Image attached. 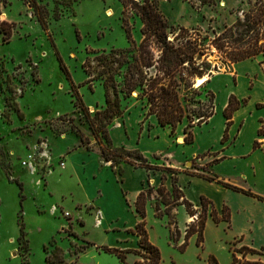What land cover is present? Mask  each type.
<instances>
[{
  "label": "rangeland",
  "instance_id": "obj_1",
  "mask_svg": "<svg viewBox=\"0 0 264 264\" xmlns=\"http://www.w3.org/2000/svg\"><path fill=\"white\" fill-rule=\"evenodd\" d=\"M0 1V264H48L46 257L57 246L62 249L63 262L59 264L74 261L80 264H134L138 259L134 252H128L126 260L122 261L116 254L103 249L104 246L127 249L129 242L117 246L107 242L102 228L105 214L97 203L98 196L89 202L74 201L73 197L76 200L83 197L76 177H64L60 171L65 168L71 153L79 149L99 153L103 165L108 162L102 156L100 141L80 104L82 101L91 116L106 107V87L112 82L113 63L111 58L103 62L101 58L117 55L120 60H129L136 53L143 39V22L133 1L143 3V0H127L128 6L121 0ZM157 2L162 13L176 27L175 33L179 32L178 26L195 23L201 16L198 11L202 7L206 6L205 10L212 14L206 18L209 28L199 25L188 28L193 39L206 45L204 53L196 57L199 62L206 60L211 64L213 74L206 88H215L217 116L209 124L195 128L200 143L190 146L187 151L179 148L175 155L178 160L192 155L194 150L201 152L184 160L181 169L196 176L218 173L211 162L220 156L222 147L216 133L221 121L225 120L222 119V108L230 89L225 77L232 75L235 82L239 77L238 92L243 94L247 90L246 72L251 73L255 66L251 60L241 65L233 62L213 40L236 22V18L243 16L250 7L249 0H213L212 4L202 0ZM3 21L6 24L2 26ZM2 27L11 33L6 35ZM170 38H174L173 33ZM254 59L264 67V53ZM63 66L78 95L74 94ZM125 70L126 66H120L116 72L118 82L123 79ZM110 90L115 96L113 87ZM119 96L124 113L115 117L108 128L118 139L122 138L126 121L139 129L146 113L144 102L137 98V91L131 97H124L123 93ZM248 112L246 107L244 113ZM148 122L151 123L146 120L143 125L146 127ZM255 123L253 118L250 129ZM184 126L180 125L173 135L178 144L184 143L185 138L180 140L181 136H186L182 131ZM74 127L89 139L90 148L82 143ZM137 141L133 140L131 147L114 144L140 150ZM258 141L264 144V135ZM158 142L161 148H168L166 139ZM148 157L152 167L166 171L168 161L164 153ZM124 163L137 166L136 162ZM235 167L230 162L223 164L218 174L231 177L225 181L264 199L263 179L253 185L246 177L238 175ZM237 167L245 168V165ZM17 181L22 183V192ZM157 198L161 211L166 210L161 201L163 196L155 191L146 206V229L150 240L161 251L163 264H207L210 255H214L219 264H234V255L235 264L264 263V249L255 246L249 237L244 240L234 237L229 221L216 223L213 220L210 214L213 204L207 206L203 242L199 244L198 236L194 234L182 248L189 227L200 220L201 206L194 215L182 204L172 207L171 216L158 217ZM126 200L128 208L135 211L137 200L128 194ZM193 209L197 208L193 206ZM219 214H223V208ZM136 215L139 222L141 216L137 210ZM256 242L264 245V233L256 237ZM243 245L257 247L261 253H252L249 249L234 251Z\"/></svg>",
  "mask_w": 264,
  "mask_h": 264
},
{
  "label": "trees",
  "instance_id": "obj_2",
  "mask_svg": "<svg viewBox=\"0 0 264 264\" xmlns=\"http://www.w3.org/2000/svg\"><path fill=\"white\" fill-rule=\"evenodd\" d=\"M121 1L125 6H128L127 0ZM202 2L212 4L213 0H202ZM248 3L250 7L244 11L243 16H239L236 22L227 26L213 40V43L217 44L220 50L226 51L230 55L233 62L255 58L264 53V0H249ZM133 5L143 22V39L137 46L136 53L129 60L126 58L120 60L117 55L102 57V62L105 59L111 58L113 63L111 65L112 82L106 87V107L91 116L82 101L80 104L96 138L100 141L102 156L113 165H118L119 173H122L121 164L123 162H136L137 166L147 169L154 168L150 165L148 157L141 150H129L123 146H116L114 144L108 128L115 117H121L124 113L119 93H123L124 97H131L133 92L137 91V98L144 102V109H146L144 120L148 119L151 115H155L159 125L170 128L171 135H175L180 125H185L184 133L187 143H193L195 140L194 128L197 125L208 122L215 114L216 95L214 91L206 88V84L210 82V79H207L198 87L195 86V79L197 77H203L206 73L209 74L208 76L213 74L210 70L211 64L206 60L199 62V59L196 57L197 54L201 55L204 53L206 45L200 42L199 39H193L190 29L185 26H178L179 32L175 33L176 27L162 13L157 0H143V3L133 1ZM193 6L197 7L195 4ZM41 20L44 21L43 18ZM1 24L3 26L6 22L3 21ZM2 29L6 35L11 33L5 27H2ZM127 30L129 39L131 40L132 34L129 27ZM170 33L174 34L173 39L170 38ZM120 66H126V70L123 79L118 82L115 79V74L118 72ZM63 68L71 81L74 94L78 95L69 72L65 66ZM110 87H113L115 96ZM78 99H80L79 96ZM246 102V99L240 101L234 95L230 97L229 104L224 110L228 121L223 142L228 137L227 132L231 124L232 114ZM74 129L80 135L82 143L90 148L89 139L79 128L74 127ZM219 160L215 159L214 163ZM165 170L173 174V191H169L163 182L158 187L150 185L144 188L138 195L136 210L141 216V220L137 223L136 228L129 229V232L139 236V248L121 249L119 247L104 246L103 249L106 252L116 254L122 261L126 260L128 252H134L138 256L134 264H163L161 251L150 240L146 229V206L148 201L154 196V192L156 191L163 196L161 201L166 206V210L162 212L159 199L157 198L156 215L158 217H162L164 214L171 216L172 207L182 204L186 206L191 215L200 210V208L193 209V203L186 198H183L182 201L180 200L183 197V193L177 185V174L179 171L172 167H166ZM199 176L209 181H216L245 194L258 197L250 190L233 186L231 183L221 179L216 173ZM165 177L166 175L163 176L164 179ZM18 184L22 192V183L18 182ZM258 198L263 200L261 197ZM21 199L23 200V196ZM208 204L212 205L213 202L206 196H202V214H199L200 220L197 224L192 223L189 227L182 248L188 245L189 239L194 234H197L199 244L203 242L208 217ZM210 214L216 223L222 221L230 222V210L227 205L224 206L222 215L219 214L215 207H213ZM21 232L23 234V226H21ZM243 249H249L252 253H261V251L246 245H243L239 249H234V251ZM46 261L48 264L63 262L62 249L57 246L54 251L47 255ZM235 262L236 257L234 255V264ZM71 264L80 263L74 261ZM207 264H219V262L214 255H210ZM255 264L264 263L255 262Z\"/></svg>",
  "mask_w": 264,
  "mask_h": 264
},
{
  "label": "crops",
  "instance_id": "obj_3",
  "mask_svg": "<svg viewBox=\"0 0 264 264\" xmlns=\"http://www.w3.org/2000/svg\"><path fill=\"white\" fill-rule=\"evenodd\" d=\"M223 4L224 3H222V5ZM204 7L206 8V6ZM205 8L202 7L201 11L197 10L201 16L198 17L195 23L182 26L188 28L199 25L202 28H209L210 23L206 18L212 16V14L208 13ZM247 60H251L255 68L251 73L246 72L248 78L246 83L247 90L245 93L240 94L238 92L241 85L239 77L237 82L234 81L232 75L225 77L226 80H229L230 89L227 100L222 108V119L225 118V120L221 121L218 127L219 131L216 133V138L220 139L218 143L222 146L219 150L220 156L216 158L220 160L214 163V159L211 163L214 170L218 173H221L220 168L223 164L230 162L234 167L236 165L235 168L238 175L246 177L248 181L254 185V182L261 178L264 182V144L258 141L260 136L264 135V67L257 64L254 58L245 59L237 63L241 65ZM210 78L211 76H208V79ZM208 83H211V79ZM211 90L214 91L216 95L215 114L208 122L202 123L201 125L209 124L210 121L213 119L215 120L217 116V94L214 87ZM232 95L240 101L246 99L247 102L232 114L231 124L227 132L228 137L227 140L223 142L228 121L224 114V110L228 106ZM256 95H258V97H256ZM246 107H248L249 110L247 114L244 113ZM252 117L256 123L254 127L250 129L249 125L250 121L253 119ZM146 120L151 123L148 122V125L145 127L143 122ZM146 120H142L139 129L135 128L133 126L134 124L130 126L129 122L126 121V128L120 139L116 138L114 131H112L111 137L115 144L131 147L130 143L133 140H138L136 145L146 157L154 153H164L168 161L167 166L179 171L177 174V185L182 191L184 198L193 203L197 209L201 206L202 196H206L210 199L218 212L227 205L230 210L231 229H234L233 236H239L240 240L249 237L252 239L255 246L264 249V245H260V243L256 242V237L264 233V199L262 200L255 196L234 190L216 181H209L181 169L184 160L201 152H196V150H194L192 151V155H190V153L176 160L177 156L175 155V151L177 149L180 148L187 151L190 146H195L197 143L201 142L198 140L195 129L201 125H197L194 128L195 140L193 143H187L184 140V143L178 144L174 141L176 139L171 135L170 128L159 125L155 115H151ZM214 129H216V127L213 128V130ZM182 131L184 133V128ZM162 138L167 141L168 148L166 150L158 146V141ZM244 140L246 141L244 142ZM102 163L103 159L99 153L95 152L91 154L88 151L79 149L71 153L65 168H62L60 174L64 175V177H76V183L83 197L77 200L73 197L74 201L83 200L84 202H89L98 196L97 203L104 210L105 214L102 228L106 233L107 242L109 244L117 246L118 244H122V242H129L127 249H137V236L129 232V229H134V226L138 223V217L136 215V210L134 211V209L128 208L126 195L128 194L132 199L137 200L138 195L144 188L150 185L158 187L163 182L169 191H173V174L168 171H159L156 167L147 169L141 166H134L130 163L121 164L122 173H119V167L118 169L113 167L110 162L104 165ZM240 164H244L245 168H238L237 166ZM218 173L216 174L223 180L231 178L227 175H219ZM164 175H166L165 179L163 178ZM257 247L253 249L259 250Z\"/></svg>",
  "mask_w": 264,
  "mask_h": 264
},
{
  "label": "bare ground",
  "instance_id": "obj_4",
  "mask_svg": "<svg viewBox=\"0 0 264 264\" xmlns=\"http://www.w3.org/2000/svg\"><path fill=\"white\" fill-rule=\"evenodd\" d=\"M198 83H204L208 79V75H205L203 77H199Z\"/></svg>",
  "mask_w": 264,
  "mask_h": 264
},
{
  "label": "water",
  "instance_id": "obj_5",
  "mask_svg": "<svg viewBox=\"0 0 264 264\" xmlns=\"http://www.w3.org/2000/svg\"><path fill=\"white\" fill-rule=\"evenodd\" d=\"M200 78L199 77H197L196 79H195V86L196 87H198V86H200L202 83H198V80H199ZM181 139L182 140H184V138L183 137H181Z\"/></svg>",
  "mask_w": 264,
  "mask_h": 264
}]
</instances>
